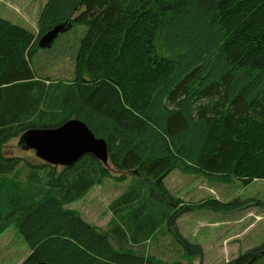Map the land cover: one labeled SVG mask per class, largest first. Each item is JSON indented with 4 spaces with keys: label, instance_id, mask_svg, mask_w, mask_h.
I'll list each match as a JSON object with an SVG mask.
<instances>
[{
    "label": "trees",
    "instance_id": "obj_1",
    "mask_svg": "<svg viewBox=\"0 0 264 264\" xmlns=\"http://www.w3.org/2000/svg\"><path fill=\"white\" fill-rule=\"evenodd\" d=\"M59 25L56 37L80 30L59 57L70 53L67 80L35 62L40 38ZM71 119L104 141L105 165L84 155L53 166L17 144ZM173 170L264 181V0H46L35 33L0 18V234L12 228L26 245L19 264L202 258L177 231L179 216L246 202L185 204L163 185ZM105 179L128 185L100 230L66 207ZM224 264H264V243Z\"/></svg>",
    "mask_w": 264,
    "mask_h": 264
},
{
    "label": "rangeland",
    "instance_id": "obj_2",
    "mask_svg": "<svg viewBox=\"0 0 264 264\" xmlns=\"http://www.w3.org/2000/svg\"><path fill=\"white\" fill-rule=\"evenodd\" d=\"M45 1L0 0V18L35 33L37 15ZM82 10V6L78 7L71 18ZM75 29L80 32L78 28L72 27L68 33L59 34L49 48L39 49L35 62L42 74L64 80L71 77L70 53L66 51L61 61L59 57L72 43ZM15 145L16 140L9 142L4 153L14 154ZM127 185V180L105 179L100 185L94 186L83 199L67 205L66 208L77 211L85 222L101 230L110 219L107 206ZM163 185L171 196L185 204L214 199L221 203L234 201L237 206L246 202L240 207L247 206L230 212L195 208L181 214L176 221L177 231L188 242L199 245L202 250L200 259L178 258L182 264H224L240 253L264 243V181L243 186L235 179L229 183H219L200 173L173 170L163 179ZM154 250L152 247L151 252ZM158 251L159 249L156 252ZM164 253L162 259L175 258L170 255V251ZM27 254L26 245L12 228L0 234V264H19Z\"/></svg>",
    "mask_w": 264,
    "mask_h": 264
},
{
    "label": "water",
    "instance_id": "obj_3",
    "mask_svg": "<svg viewBox=\"0 0 264 264\" xmlns=\"http://www.w3.org/2000/svg\"><path fill=\"white\" fill-rule=\"evenodd\" d=\"M64 26H56L43 35L38 46H50ZM17 144L26 151H32L39 160L58 167H68L84 155L97 158L106 164V147L102 139L95 138L87 127L75 119L68 120L53 129L32 128L17 139ZM46 264V263H37Z\"/></svg>",
    "mask_w": 264,
    "mask_h": 264
}]
</instances>
